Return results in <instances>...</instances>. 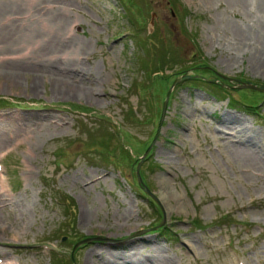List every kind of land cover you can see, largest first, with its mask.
<instances>
[{
  "label": "rangeland",
  "instance_id": "1",
  "mask_svg": "<svg viewBox=\"0 0 264 264\" xmlns=\"http://www.w3.org/2000/svg\"><path fill=\"white\" fill-rule=\"evenodd\" d=\"M230 1L0 0L16 34L0 40L11 105H0V263L264 264V92L240 90L264 86V73L249 55L225 62L237 53L226 29L246 23ZM64 39L90 71L92 100L35 71L46 69L38 49ZM244 96L263 103L254 111ZM227 115L245 122L253 157L237 153L246 133L222 128ZM82 238L104 240L73 254Z\"/></svg>",
  "mask_w": 264,
  "mask_h": 264
},
{
  "label": "bare ground",
  "instance_id": "2",
  "mask_svg": "<svg viewBox=\"0 0 264 264\" xmlns=\"http://www.w3.org/2000/svg\"><path fill=\"white\" fill-rule=\"evenodd\" d=\"M230 2H231V6L238 5L236 6V8L244 11L242 17H244L246 23L244 26L226 29L225 35L229 36V38L231 39L233 38L232 40L230 39L229 42H231L232 45L231 47L234 46L237 49V50H235L234 48L232 49L237 51V53L236 52L232 53L233 56H228L229 60L225 62L231 63L232 60H238L239 58H244V56L249 55V63L251 65L250 68L252 69V71L257 73H264V8L260 6H258V8H255L257 6L254 5L253 3H250L249 1L231 0ZM10 7L11 10L6 9L7 7H0V15H2L1 13L7 14L8 11L9 13L12 12V9L14 7L12 6ZM226 11H228V9H226ZM235 15H239V14L236 13ZM1 21H3V19L1 20L0 17V40L1 41L5 40V42L13 46L15 42L14 40L16 39V34L13 31V27L10 26L14 25V23L7 25V27H5L1 24ZM71 31L73 32L72 25H70L69 32L67 33V35H70ZM71 37L72 36L68 37V39H70ZM73 41L74 40L72 39L66 42L64 39L62 44L56 43L55 41H51V46H42L41 48H39L37 52H39L42 49L45 52V56L42 57V60L38 59L37 56L36 61L37 63H42L41 64L42 67L44 66L46 69H39L35 71L41 72L42 73L41 77L43 79L46 78L50 80L53 84V91H56L58 94L63 95L65 97H78L81 99L92 100V97L90 96V94H92L90 93L91 88L85 86L83 84V79H82L84 76H86V71L87 72L90 71L85 68V64L80 63L81 61L80 55H78L77 58H74V50H76L77 48L75 49V46H73ZM83 47L85 48V46ZM0 51H3V48L1 46H0ZM0 55L2 54L0 53ZM3 62L4 61L0 60V66L4 64ZM5 76L8 78L12 77L11 74H7V73H5ZM33 85H35V81ZM241 120L240 119L238 120V118L236 117L227 115L223 117L222 119L223 124H221V126L222 128L225 127V128H233V129L239 127L240 130L236 132L239 135L242 134L244 131L248 130V128L245 127V122L243 124ZM230 125H233V127ZM234 125H238V126L235 127ZM56 126L59 127V124H56ZM245 136H246L245 137L246 144H243L245 145V148H238L237 153L239 154L240 157H245V158L253 157L250 154L251 152L249 153V151L250 148L253 147V144H255L256 141L252 139L253 136H250L249 133H246ZM257 162L258 164L259 163L264 164V160H257ZM1 178L2 177L0 176V189H5L6 186ZM128 256L129 254L123 255L122 259L125 261L130 259V256L129 257ZM122 259L121 261L125 263V261H123ZM149 261L150 259H148V262Z\"/></svg>",
  "mask_w": 264,
  "mask_h": 264
},
{
  "label": "trees",
  "instance_id": "3",
  "mask_svg": "<svg viewBox=\"0 0 264 264\" xmlns=\"http://www.w3.org/2000/svg\"><path fill=\"white\" fill-rule=\"evenodd\" d=\"M176 1V0H175ZM178 4V0H177V2L175 3V5H177ZM132 21V20H131ZM138 34V33H137ZM136 34V35H137ZM202 66H208L207 64H205V65H202ZM210 69V68H209ZM212 70V69H211ZM163 78V77H162ZM164 78H165V76H164ZM203 77H200V78H197V76L196 77H190L189 78V80H190V82L192 83V82H199V83H207V84H209L208 82H206L204 79H202ZM204 80V81H203ZM248 84H252L251 82H247ZM217 86V88L218 89H221V90H223V87H221L220 85H216ZM261 86V88H263L264 89V86H262V85H260ZM225 89H227V88H225ZM262 96H264V93H262ZM243 99L241 100L242 102V104H244L247 108H251V109H253L254 111H256L257 110V108L263 103V100L262 101H256V102H254L252 99H253V97H248V96H244V97H242ZM260 100V99H259ZM232 101V100H231ZM5 105V104H7L8 105V103L7 102H4V101H0V105ZM121 133V132H120ZM120 139H123V136H121V138ZM123 141V140H122ZM107 147V146H106ZM127 146H123V150H124V153L125 154H128V152H126L127 150L126 149H128V148H126ZM114 153V152H113ZM111 151H106V154H107V156L108 157H114V154H113ZM120 159V158H119ZM123 160V159H122ZM72 262H71V259L69 260V264H71ZM59 264H62V262H59Z\"/></svg>",
  "mask_w": 264,
  "mask_h": 264
},
{
  "label": "water",
  "instance_id": "4",
  "mask_svg": "<svg viewBox=\"0 0 264 264\" xmlns=\"http://www.w3.org/2000/svg\"><path fill=\"white\" fill-rule=\"evenodd\" d=\"M176 85V83L173 85V86H175ZM242 89H249V90H253V91H258V92H264V89H262L261 87L260 88H258L256 85H246L245 84V86L244 87H240V90H242ZM171 91H172V89H170V91L168 92V99H167V102L166 103H164V110H163V114H162V121H163V118H164V113L166 112V109H167V105H168V100H169V97H170V94H171ZM162 121H161V124H162ZM146 157H144V159H145ZM143 161V160H142ZM141 161V162H142ZM140 165H141V163L139 164V166H138V170H137V176H138V179H139V183H140V185H141V178H140V173H139V168H140ZM146 191V193L150 196V197H152L153 199H155V201L159 204V201H158V199H156L154 196H152V194L148 191V190H145ZM165 224V221L163 222V224L161 225V226H159V227H157V228H154V229H152L153 231H155V230H158V229H160V228H162L163 227V225ZM141 234V233H140ZM93 240H96V241H100V240H104V239H92V240H86V241H84L83 243H90L91 241H93ZM83 243H81V244H83ZM80 245V244H79ZM79 245H77L76 247H75V249H74V251L73 252H75L76 251V249L79 247Z\"/></svg>",
  "mask_w": 264,
  "mask_h": 264
}]
</instances>
